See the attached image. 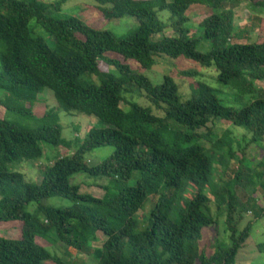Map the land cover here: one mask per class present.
<instances>
[{"label":"trees","instance_id":"1","mask_svg":"<svg viewBox=\"0 0 264 264\" xmlns=\"http://www.w3.org/2000/svg\"><path fill=\"white\" fill-rule=\"evenodd\" d=\"M66 1L0 0V224L21 223L18 238L0 236V264H73L39 245V235L60 246L65 258L88 251L96 264H234L253 222L264 218V39L232 43L250 33L234 25L240 0H93L104 20L136 21V30L124 37L61 17ZM250 1L264 9L261 0ZM195 5L211 10L199 23L207 52L197 50L200 40L186 27V12ZM160 12L169 14L166 24ZM166 30L171 34L165 36ZM163 57L213 68L240 107L224 103L202 82L182 100L172 78L153 85L127 64L151 69ZM197 73L179 75L193 79ZM85 75L98 84L86 82ZM45 90L57 106L36 117L33 109ZM60 112L105 126L67 140ZM218 125L244 129L247 145L234 150L230 131L219 136ZM105 146L113 152L90 165L87 155ZM256 148L263 153L250 169L244 161ZM23 162L41 165L36 183L14 169ZM76 175L107 179L100 186L103 196L81 192L83 180L70 183ZM54 197L71 206L44 204ZM29 205H35L33 212ZM144 209L145 217H136ZM247 212L254 220L240 230ZM219 221L227 244L216 236L207 253L202 230H218ZM98 236L104 240L94 249L90 242ZM257 248L264 252V243Z\"/></svg>","mask_w":264,"mask_h":264},{"label":"rangeland","instance_id":"2","mask_svg":"<svg viewBox=\"0 0 264 264\" xmlns=\"http://www.w3.org/2000/svg\"><path fill=\"white\" fill-rule=\"evenodd\" d=\"M46 4H53L60 0H40ZM261 3L264 4V0H261ZM236 19L234 21V25L237 29H245L249 30L250 33L248 36L243 37V40L234 42H252L256 41L258 38L262 37L264 39V9L260 7L254 6L252 1L250 0H240L238 4L234 6ZM211 14V10L204 6L195 5L191 6L188 11L186 12L187 17L189 18L190 22L186 25V27L191 31L190 34L192 37L197 38L200 40V43L197 46V50L200 52H207L209 50V42L204 41L201 39L202 33L199 27V23ZM59 15L61 17H77L85 22L87 25L92 26L96 29L102 31H109L116 37H124L136 30L137 23L136 21L130 16H124L120 19H112V20H104L102 15L97 11V4L94 3L93 0H67L61 7L59 11ZM159 19L163 23H167V19L169 18V14L167 12H160L158 13ZM263 23L262 30L259 28L260 24ZM29 26L32 29H35L34 21L29 23ZM260 29V30H258ZM37 34L43 36L44 33L38 28L35 29ZM170 30H166L164 35H170ZM161 37V36H160ZM109 57L119 60L120 62L123 61L121 57H117L116 54H109ZM128 66L133 70H136L142 73L146 78L150 80L153 85H158L162 82L163 77H170L174 80V82L179 87V94L182 100H185L189 97L192 89L196 87L198 82H202L210 86L211 88L217 90L219 97L222 99L224 103H231L235 105V108H239L240 104L237 102L235 103V98L237 97L235 93L230 92L229 88L219 84L216 80V72L212 68H200L194 62L184 59V58H177V59H170V58H161L157 60V65L152 67L151 69H143L134 61H128ZM100 69L102 71H106L107 67L103 64L100 65ZM196 71L197 76L192 78L189 77H182L179 75L181 71ZM0 72H1V65H0ZM84 80L88 83L98 84V81L95 77H90L88 75L84 76ZM261 87V84H258ZM1 95V92H0ZM136 96V94H134ZM39 96V103L34 106V114L36 117H41L45 111L49 108H55L57 106L56 100L53 97L52 92L49 90H45L44 94H40ZM137 102L140 104H144L142 98H135ZM243 102V99L242 101ZM239 106V107H238ZM123 107V106H122ZM126 109L125 107H123ZM4 109L0 107V118L4 116ZM60 125L62 127V138L67 140L73 139L77 136L83 137L85 133L92 127H102L105 126L104 124H99L97 119L93 117H88L83 114L79 113H63L60 112ZM37 125V123H34ZM230 131V137L233 141L232 148L237 150L239 148H244L247 145L248 136L245 134V130L242 128H234L229 129L227 126L218 125L217 134L221 136L226 131ZM47 149L49 154H53L52 149L48 147H44ZM45 149V150H46ZM56 152L57 149H54ZM113 152V148L110 146L101 147L89 153L87 155V159L90 165H97L101 163L105 158H107ZM62 154H66V152L62 149ZM260 152L259 149L251 150L249 154L247 153L248 157L245 159L244 164L246 167L253 169L255 165L258 163V157ZM41 162V161H39ZM236 163L232 162L231 170L235 168ZM41 166L39 163L31 164L23 162L20 165L16 166L14 169L21 172L25 179L29 182L36 183L40 176L38 167ZM231 173L230 169L228 174ZM228 176V175H227ZM219 176L216 174L214 180H217ZM136 174L133 176L132 180L129 182L128 185L132 186L135 183ZM81 185V192L83 193H90L93 196L101 197L103 196V191L101 190L100 186H103L107 183V179L104 178H93V177H84L83 175H76L71 180V184H82ZM88 184H96L95 186H88ZM88 186V187H87ZM261 190L258 191V195H261ZM264 204V200L262 202ZM46 206H51L54 208H62V207H70L71 203L67 200L61 198H49L44 201ZM212 210L215 213V207L212 205ZM35 210V205H29L27 207V211L33 212ZM146 210L144 209V213L140 215L138 213L136 217H140L141 219L145 217ZM254 216V215H253ZM252 215L249 212L244 216L242 222L239 225V229L241 230L244 225L249 222V220H254ZM222 220V218L220 219ZM21 223L19 221L9 222L5 224H0V236L9 239H15L19 237V229ZM218 230L216 229H209L204 228L202 230V242H201V249L203 248L207 253L211 251L210 245L212 244V239L214 237L223 238L227 244V234L222 232L224 224L222 221H219ZM144 226L141 225L140 229H143ZM218 231V233H217ZM218 234V235H217ZM220 239V240H221ZM103 237L98 236L97 241L90 242V246L94 249L99 248L101 243L103 242ZM36 242L43 246L48 252L52 255H58L61 258H64L67 262H72L73 264H96L97 261L94 259L91 253L88 251L83 252H73L71 251V257L65 258L63 255V249L60 246L49 245L46 242L45 236L39 235L36 237ZM261 243H264V218L257 219L253 222L251 233L245 244L241 247L236 255L234 264H264V252H260L257 246ZM91 251V250H90Z\"/></svg>","mask_w":264,"mask_h":264}]
</instances>
